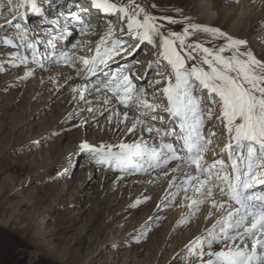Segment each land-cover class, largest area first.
<instances>
[{
  "label": "snow or ice",
  "instance_id": "snow-or-ice-1",
  "mask_svg": "<svg viewBox=\"0 0 264 264\" xmlns=\"http://www.w3.org/2000/svg\"><path fill=\"white\" fill-rule=\"evenodd\" d=\"M6 2L14 19L24 16L20 9L26 6L39 12L35 0ZM92 6L118 14L120 21L126 20V30L121 31L134 44L131 50L125 48L128 41L113 38V27L109 25L108 32L95 45V55L90 59L77 57L86 72L80 69L76 74L88 79L101 65L107 67L114 56L131 55L145 42L153 45L159 59L149 66L163 62V70L159 73L161 78L151 82L150 93L134 83L127 72L116 73L92 90L107 89L112 97L105 96L102 103L107 106L114 100L126 109L115 113L123 118L119 121L124 124L123 132L154 133L159 143L149 144L141 138L133 143L93 148L84 141L81 150L91 152L97 163L120 171L164 169L177 161L171 171L182 179L175 187L183 190L185 200H190L188 207L194 210L192 214L210 201L215 212L210 209L206 218L216 216L205 229L206 234L186 246L189 255L196 257L198 264H264V61L244 47L245 40L217 28L189 23L180 32L168 29L159 20L176 24L175 18H158L137 0H125L123 4L92 0ZM72 16L77 18L75 13ZM14 27L19 39L26 41L27 26L15 23ZM197 33L225 42L206 46L199 39L191 40ZM13 40L14 37H0V43L16 47ZM22 46L31 49L33 61L39 64L36 44L27 42ZM13 55L20 64L28 63L27 56L19 52ZM73 55L62 51L56 62L73 66ZM32 74L28 70L22 78ZM161 84L164 86L156 87ZM73 91H79L84 99L82 93L88 89L82 86ZM108 120L111 123L112 117ZM152 121H157L160 127ZM210 121L212 125L206 128ZM219 127L224 129L226 143L217 153L213 137ZM209 152L214 159L206 158Z\"/></svg>",
  "mask_w": 264,
  "mask_h": 264
},
{
  "label": "bare ground",
  "instance_id": "bare-ground-1",
  "mask_svg": "<svg viewBox=\"0 0 264 264\" xmlns=\"http://www.w3.org/2000/svg\"><path fill=\"white\" fill-rule=\"evenodd\" d=\"M228 1L230 2L233 0H137L147 11L158 18L165 16L175 18L178 21L176 24H168L167 21L163 19L159 20V23L165 25L168 29L180 32L181 29L186 27L189 23L206 24V26L217 28L225 34L227 31V35L234 38L245 40L247 44L244 47L252 51L258 59L264 61V42L261 40L264 38V14L256 16L254 21L249 19L253 12L264 11V0H246L247 6H245L240 13L233 8L231 9L230 6L223 5L224 2ZM80 2L85 3L86 0H35L37 8H40L39 6L44 8L42 15H39L37 12H32L30 6H28L25 7L27 10V14L25 13L26 18L23 16L22 19L23 21L25 20L26 23H23L22 20L21 23L19 19H17L15 23L27 26V42L35 43L38 54H45V59H53L54 56L62 51L74 54V65L70 66L62 63L59 69H57L60 73H56V75L53 74L51 77L54 78V80L61 77L65 81L74 84L75 89H80L82 86L88 89V91L82 93L84 99L80 98L81 93L79 91H73L61 116L62 121L66 122V125L69 124L73 126L78 121L74 120L76 113L82 111L80 118H78L81 124L79 128L80 139L67 146L65 150L56 157L54 162L59 167H69V169H71L74 159L79 155L83 156L84 158L81 164L85 165V169L87 170V182L95 185L96 191L93 193L91 191H83V185L73 190L68 201L70 204L80 205L77 207V212H75L78 213V217H73L70 213L71 215L69 214L67 217H64L56 229L48 232L44 225L42 226L39 224V220H41L42 217L37 213L38 201L30 203L27 210L19 213L18 208L21 203L9 202L8 199L10 194H2L8 184L1 182L0 264H94L100 261L97 257L103 255L106 249L103 240L105 228L111 224V220L118 214H122L123 223L127 224L133 217V205H135L137 201L141 202L142 200L148 199L151 194V185L160 178L158 177L159 175H163L166 172L164 171L165 169L161 168H148L142 171H135L134 169H128L126 171L110 169L104 164L97 163L91 152L81 150L80 145L84 141H87L93 148H99L101 145H116L121 142L133 143L141 138L147 139L149 144L159 143V140L154 138L155 136L148 137L141 133L131 134L123 132L124 124L119 123L123 118L115 113L123 112L126 109L114 100L112 104L105 106L102 101L105 96L111 98L112 94L104 88H101L100 91H93L92 89L100 86L102 82H107L116 73L127 72L132 76L134 83L138 86H143L150 93L153 90L152 87H150L151 82L161 78L159 73L163 70V62L159 65L152 64L151 67L149 66L151 61H155L159 59V57L156 48L145 42L131 55H124L121 53L114 56L108 61L107 67L101 65L95 75L89 74L88 79H85L83 76H78L76 74L77 71L84 69L86 72V69L77 57L90 59L94 56L95 45L98 44L100 38L108 32L109 25L113 27V38L128 41V43L124 45L125 48L131 50L134 44V42L129 39V36L125 34L124 31H121V28L126 30V20L120 21L118 19V14H108L102 10H96L95 8H91L86 12L84 9H86L85 7L88 6V3L83 4L84 7H81L78 6ZM112 2L123 4L125 0H112ZM0 4L4 5L0 7V16H2L1 21L10 25V23L14 22L13 16L8 11L10 5L7 4L6 0H0ZM50 5H53V8H51L52 6ZM76 9H78L81 14H79L80 17L78 15L76 19H73L72 12ZM47 11L53 15L55 24L60 20L59 22L62 27H72V29L76 30V33H73L74 30H72L66 35H58L59 29L56 27L57 24L53 27L51 24H47L48 20L45 19L43 15V12L45 14ZM216 12L217 16L215 15ZM80 18L82 19L80 20ZM79 21L82 22L79 23ZM15 23L11 26L13 29L11 28L10 35H17L18 30L14 27ZM78 34L79 36L72 41ZM254 34L257 35L254 36ZM257 37H259V41L261 42V44H259L260 48H256L258 41L256 40ZM16 39L21 40L17 35L15 40H13L14 45L17 44ZM47 39H51L52 43L50 45ZM197 39L210 47L225 42L222 38L214 39L204 33H197L195 36L191 37V40ZM53 41L56 44H54ZM59 45L65 48H62V46L59 47ZM74 45L75 47H73ZM8 47L11 46L7 45V48ZM58 51L59 53H57ZM140 52H142V54L136 56V54ZM228 54L230 53H225V55ZM40 65H43V67ZM40 65L39 67L44 68L45 65L49 66L50 64L41 62ZM126 65L130 67L126 68ZM155 66H157L158 74L151 77L146 83L149 73L152 72L151 70ZM112 69L113 72L110 74L109 72ZM69 77H71V79H68ZM163 86L164 85L161 84L156 87ZM96 106L97 108L112 112L115 115V121L111 127L109 126L93 134L91 130L95 115L94 113L87 115L86 112L87 109L96 108ZM130 115H134V113H130ZM211 123L210 121L208 125ZM208 125H206V128ZM158 126L160 127L159 123ZM218 130L220 135L213 137V144H215L213 147L214 149L216 148L215 151L217 153H220V150L226 143V136L223 127H219ZM20 147L22 146L12 145L7 150L3 151L0 156L4 157L8 152H12ZM206 158L213 159L214 157L208 154ZM175 166L176 164L174 167ZM97 169L98 173L96 174ZM132 171H134L135 174H131ZM171 173L172 175L165 183L164 190L151 201V207L149 209L151 217L148 221H143L142 227L135 231L131 237L133 240H136L138 235L139 237L140 235L143 236L142 234L143 232L145 233V231L150 232L154 227L158 215L166 213L168 207L171 206L174 197L172 194L178 191L175 184H179L182 179L178 173L173 171ZM142 178L148 182L145 193H139L135 190L132 192L130 190V193L124 198L125 200L120 201L121 203L119 205H116V201H110L111 190L115 185L119 184L121 190H125L124 187H129V185L138 182ZM68 191H70L69 185L65 188V192ZM190 192L191 191H189V193ZM115 199H117V197ZM107 201L108 203L105 207ZM118 201L119 200H117V202ZM183 202L188 204L190 200L187 202L183 200ZM88 206L92 208V215L82 222L80 229L75 228V221L78 222L80 218L82 219ZM104 209L106 212H104ZM190 209L188 210L190 213L178 221L174 230L171 231V226L167 229V232H163L160 236H157L155 240L151 241L149 246L150 262L147 264H198L197 258L189 255L186 246L195 238L206 234L205 229L211 226L216 216L206 218L208 211L199 215H195L196 213L192 215ZM211 210L215 212V209ZM191 217H196V221L193 222V224L196 225L194 228H190ZM182 220L185 222H181ZM177 235L178 238L176 239L175 237ZM109 241H111L109 245L110 248H114L115 250L119 247L127 246V241L119 243L113 239ZM161 241L164 243H162L164 245L162 248ZM142 245L143 244L139 243L138 248ZM137 249H135V251L139 252ZM169 250H172L174 253L171 261H168L166 256ZM157 255H159V257H157ZM115 261L116 260H113V262ZM113 262L109 263L103 261L99 262V264H114ZM123 263L124 261H122L121 264ZM141 264L145 263L142 262Z\"/></svg>",
  "mask_w": 264,
  "mask_h": 264
},
{
  "label": "rangeland",
  "instance_id": "rangeland-1",
  "mask_svg": "<svg viewBox=\"0 0 264 264\" xmlns=\"http://www.w3.org/2000/svg\"><path fill=\"white\" fill-rule=\"evenodd\" d=\"M223 5L230 6L231 9L233 8L238 13L247 6L246 0L228 1L224 2ZM50 6L53 8V5ZM39 7L38 14L42 15L43 10H40L42 6ZM263 14L264 11L253 12L249 19L254 21L256 16H261ZM215 15L217 16V12ZM46 16L48 17L47 24H51L52 27L55 26L56 24L53 20V16L49 15V13ZM1 19L2 16H0V37H14L15 40L17 35H10L13 29L11 26L17 19L21 21L23 17H17L10 25L2 22ZM199 25H201V23ZM201 26H206V24ZM56 27L59 29L58 35H66L72 30H74L73 33H76V30L71 27L67 29L69 31L62 30L61 23H57ZM227 33L226 31V34ZM256 35L257 34H254V36ZM78 36L79 34L76 35L72 41ZM263 39L264 38L261 39L262 42H264ZM256 40H258L256 48H260L259 44H261V42L259 41V37H257ZM47 41L49 45L52 43L51 39H47ZM16 42L20 46L16 44V47L11 46L7 48L6 44L0 43V68L3 69L0 71V154L12 145H21L22 147L8 152L4 157L0 156V183L5 182L8 184L2 194H10L8 199L10 203H21L18 208L19 213L27 210L30 203L38 201L37 213L42 217L41 220L38 219L39 224L42 226L44 225L46 230L50 232L56 229L63 218L67 217L70 213L73 217H78V213L75 212H77V207L80 205H73L68 201L73 190L83 185V191H91L93 193L96 191V187L87 182V170L85 169V165L81 164L84 158L83 156L79 155L74 159L71 169H69V167H59L54 162L56 157L59 156L67 146L80 139L79 128L81 124L78 118H80L82 111L76 113L74 120L78 121L73 126L69 124L66 125V122L62 121L61 118L66 104L73 94L75 86L61 77H58V80H54V78L51 77L53 74L56 75V73H60L57 69L62 65V62H56V57L58 55L54 56L53 59H45L46 55L41 53L38 54L40 63L37 64L32 59L31 49L22 46L27 43V40L16 39ZM61 46L59 45V47ZM62 48L65 47L62 46ZM17 52H19L20 55L28 57L27 64H20L19 60L13 55ZM57 53H59V51ZM141 54L142 52L136 54V56ZM41 62L49 63L50 65H45L44 68H41L39 67ZM28 70H31L33 74L23 79L22 77H24L25 72ZM151 71L148 79H146V83L151 77L158 74L157 66L152 68ZM112 72L113 69L109 73L111 74ZM91 109L92 111L87 109L86 112L87 115H91L92 113L95 115L92 121L93 126L91 133L94 134L112 126L115 121V115L112 112L97 108V106ZM110 116L112 117L111 123L108 120ZM151 123L159 127L157 121H152ZM211 125L212 123L208 126ZM217 132L219 136V130ZM141 134L148 137L155 136L154 133L149 134L144 132ZM213 146H215V144H213ZM208 154L212 156L211 152L206 155ZM176 163L177 161L170 162L169 166L164 168L167 175L161 174L158 176L160 178L151 185V194L148 199L135 204L133 217L127 224L123 223L122 214H118L111 220V224L105 228L103 235L104 246L106 247L105 252L103 255L97 257L100 261L94 264H99V262L103 261L111 263L113 260H116L113 262L114 264H121L122 261H124L123 264L149 263V246L151 241L155 240L156 237L160 236L163 232H167V229L171 226V231L174 230L178 221L190 213L188 211L190 209L188 207L190 202L188 204L183 202V200H185L184 192L183 190H179L173 197L171 206L167 209L168 211L158 215L153 229L150 232H143V236L140 235V240L138 239V241H136L137 239L133 240L131 238L135 231L142 227V224L151 217L149 210L151 201L164 190L166 181L172 175L171 169ZM97 173L98 169L96 170V174ZM131 174H135V172L132 171ZM142 179L129 185V187H124L125 190H121L119 184L115 185L111 190L110 201H116V205H119L121 203L120 201L125 200L124 198L130 193V190L132 192L135 190L139 193H145L148 182H146L144 178ZM68 185L70 191L65 192V188ZM188 195L191 196L192 192ZM116 197L117 199H115ZM117 200L119 201L117 202ZM187 201L189 200H186V202ZM107 203L108 201L105 203V207ZM210 209L212 208L209 201L201 205L200 210L196 212L195 215L205 213ZM190 210L193 213L194 210L192 208ZM104 212H106L105 209ZM91 215L92 208L88 206L82 219L80 218L78 222L75 221V228L80 229L82 222L90 218ZM195 218L191 217L190 228L196 226L193 224V222L196 221ZM175 238L177 239L178 235ZM110 239L115 240L117 243L127 241V246L119 247L116 250L110 248ZM139 243L143 244L140 248H138ZM162 243L163 241H161V244ZM163 244L161 248L164 246ZM135 249L139 252H136ZM166 256L168 261H171L174 253L172 250H169ZM157 257H159V255H157Z\"/></svg>",
  "mask_w": 264,
  "mask_h": 264
}]
</instances>
